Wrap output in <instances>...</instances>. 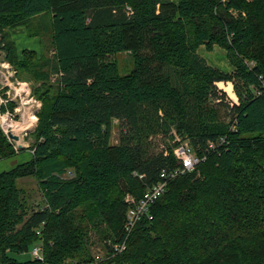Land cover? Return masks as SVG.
I'll return each instance as SVG.
<instances>
[{"label": "trees", "instance_id": "1", "mask_svg": "<svg viewBox=\"0 0 264 264\" xmlns=\"http://www.w3.org/2000/svg\"><path fill=\"white\" fill-rule=\"evenodd\" d=\"M35 18L51 55L11 38ZM0 30L43 100L31 158L0 172V264H264V0H0ZM203 45L223 48L232 70ZM121 51L134 57L124 75L111 58ZM175 132L202 160L168 182L123 253L96 263L91 232L110 253L126 235V196L180 165ZM17 153L0 127V157ZM20 178L37 181L39 203Z\"/></svg>", "mask_w": 264, "mask_h": 264}, {"label": "built area", "instance_id": "2", "mask_svg": "<svg viewBox=\"0 0 264 264\" xmlns=\"http://www.w3.org/2000/svg\"><path fill=\"white\" fill-rule=\"evenodd\" d=\"M2 41L3 37L0 30V42ZM2 43L4 45V42ZM260 79L264 88V76L261 75ZM229 96L231 104L239 102L238 97L234 99L231 95ZM41 106L42 100L33 92L31 83L21 79L16 67L8 59L6 50L0 46V127L17 151L25 146H23L25 137L36 128ZM9 133L18 135V139L10 138ZM171 143L175 145L173 152L176 154L180 165L171 170L163 169L159 180L151 185L140 199H136L130 194L126 196V201L130 204L124 225L126 235L122 241L110 242L109 254L112 256L120 254L127 248L128 236L141 217L150 211L152 203L166 192L168 182L179 173L193 170L202 160L193 151L189 141L184 139L182 135L175 132ZM142 176L140 175V177ZM151 217L152 215H150ZM32 254L36 258L42 259V246H35L32 249ZM103 258L101 254L95 255V262L97 263Z\"/></svg>", "mask_w": 264, "mask_h": 264}, {"label": "rangeland", "instance_id": "3", "mask_svg": "<svg viewBox=\"0 0 264 264\" xmlns=\"http://www.w3.org/2000/svg\"><path fill=\"white\" fill-rule=\"evenodd\" d=\"M38 22V18L34 19V23H33V28L24 26V25H18L15 28V32L17 30H19L17 33H13L11 35V38L15 39L16 41V45L19 48H23V47H29V48H34L37 51H39L40 53L45 51V46H46V55H51L52 51H51V38L50 35L45 34L44 36L39 35L35 32V25ZM14 29V28H12ZM199 52L201 55H203L204 57L207 58L208 62L214 66H217L223 70L226 71H231L232 70V66L227 58L226 55V51L219 47L216 46L213 50L209 51L206 49V47L203 45L200 47ZM111 58H116L118 63H119V69H120V74L124 75V74H128L131 72V70L134 67V57L126 51H121L116 53L115 55H112ZM21 79L27 80L31 83V86L33 88V92L35 94H37L35 92V87L39 86V82H36L33 79V76L30 73H22L20 75ZM52 82L54 83V85L56 86L57 83V77L54 76L52 78ZM221 82V81H219ZM219 82H217V87L219 89H221L222 91H224L227 94V99H230V94L228 95V91H226L223 87L220 88L219 86ZM225 83H228V81H223ZM233 84V83H232ZM233 90L235 92V86L233 84ZM236 94V92H235ZM38 95V94H37ZM233 97H235V95H231ZM236 97L237 94H236ZM42 100V99H41ZM42 106H43V100H42ZM41 106V108H42ZM40 108V109H41ZM40 111V110H39ZM114 127H113V132H112V142L116 143L119 140L120 137V128H119V121L118 120H114L113 122ZM34 131V130H33ZM31 131L26 137H25V143L23 142V146L19 151H22L21 153H26L25 150H23L24 148H32L31 143L33 142L34 138L32 136V132ZM158 142L161 140L160 138L156 139ZM2 170V169H1ZM18 183L20 186H23L29 197L30 200L36 204L39 203L42 200V194L41 191L37 185V181L34 178H20L18 180ZM90 251L91 254L93 256L101 254L102 257L108 258V254H109V247L107 246V240L106 238H104L103 236L98 235L95 231L91 232V242H90ZM126 250V249H125ZM124 250V251H125ZM124 251H122L121 253H123ZM120 253V254H121ZM32 256V255H31ZM18 257L23 258V256L19 255Z\"/></svg>", "mask_w": 264, "mask_h": 264}, {"label": "crops", "instance_id": "4", "mask_svg": "<svg viewBox=\"0 0 264 264\" xmlns=\"http://www.w3.org/2000/svg\"><path fill=\"white\" fill-rule=\"evenodd\" d=\"M15 29L16 28H14V29L11 28L10 29V35H12L13 33H17L19 31V30H17L15 32ZM13 40H15V39H13ZM23 48H29V47H23ZM23 48H19V49L21 50ZM23 150H25L26 153H21L22 151H20L19 153H17L14 156H11V157H7V158L0 157V172L3 171V170H6V169H10L11 167L17 165L18 163H21V162L26 161L29 158H31V156H32V149H30V148H24Z\"/></svg>", "mask_w": 264, "mask_h": 264}, {"label": "bare ground", "instance_id": "5", "mask_svg": "<svg viewBox=\"0 0 264 264\" xmlns=\"http://www.w3.org/2000/svg\"><path fill=\"white\" fill-rule=\"evenodd\" d=\"M219 86H220V88L223 87L226 91H228L229 92L228 94L235 95V97H233V96L232 97L234 99H237L236 94H235V92L233 90V84H232L231 81H229L228 83H225V82L221 81V82H219Z\"/></svg>", "mask_w": 264, "mask_h": 264}, {"label": "water", "instance_id": "6", "mask_svg": "<svg viewBox=\"0 0 264 264\" xmlns=\"http://www.w3.org/2000/svg\"><path fill=\"white\" fill-rule=\"evenodd\" d=\"M9 137L13 139H18V135H15L13 133H9Z\"/></svg>", "mask_w": 264, "mask_h": 264}]
</instances>
